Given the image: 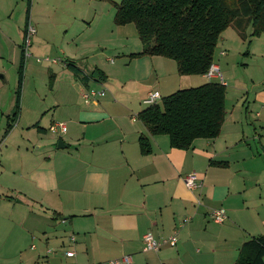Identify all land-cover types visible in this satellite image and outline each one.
<instances>
[{
  "label": "crops",
  "instance_id": "obj_1",
  "mask_svg": "<svg viewBox=\"0 0 264 264\" xmlns=\"http://www.w3.org/2000/svg\"><path fill=\"white\" fill-rule=\"evenodd\" d=\"M0 2L2 8L5 1ZM4 8V13L0 11L1 105L9 70L20 64L28 24L44 33L55 27L30 5L24 23L13 30L12 13L7 12V4ZM228 28L220 37L222 43L233 37ZM117 29L128 34V46L133 44L126 49L128 55L142 50L136 26L129 23ZM247 30L251 32V27ZM251 38L246 49L242 40L239 50L243 51L238 55L251 82L242 94L243 102L227 101L226 96L220 135L198 138L187 150L172 147L167 135H152L139 113L149 106L144 103L149 91L157 90L164 97L209 82L204 74H180L176 61L167 57H131L124 52L128 60L123 58L122 64L110 60L116 77L99 67L86 74L74 71L78 81L72 85L77 90L60 87L56 93L54 73L49 88L52 98L39 100L52 114L37 122L46 120L48 128L56 121L68 123L67 131L58 136L64 146L53 148L51 143L44 154L28 157L20 145L0 153V219L12 223L7 240L0 242V264H25V255L27 264L44 256L54 259L60 247L75 251V256L67 258L86 257L83 264H109L123 255L132 256L131 264H234L247 239L264 235V33ZM64 48L65 59L75 64L74 47L72 52ZM215 64L221 71L220 64ZM65 66L72 72L66 62ZM108 80L110 93L96 103H82L83 90L97 89L91 87L96 81H103L104 89ZM14 85L17 89V78ZM24 90L25 86L20 94L22 110ZM34 94L40 97L38 91ZM37 118L26 120L22 112L15 123L34 125L31 122ZM141 136L148 138L149 153L141 152ZM18 158L21 165L16 163ZM189 173L200 178L201 186L195 190L182 180ZM25 176V186L11 183L12 178ZM215 208L226 210L221 224L211 217ZM17 226L23 234L12 232ZM149 231L157 239L177 231L178 241L145 252L143 235ZM59 239L60 247L53 246Z\"/></svg>",
  "mask_w": 264,
  "mask_h": 264
},
{
  "label": "rangeland",
  "instance_id": "obj_2",
  "mask_svg": "<svg viewBox=\"0 0 264 264\" xmlns=\"http://www.w3.org/2000/svg\"><path fill=\"white\" fill-rule=\"evenodd\" d=\"M4 1L5 2L1 4L2 8H0V11L1 13H4L3 11H6L3 10L5 9L4 4L8 5L7 9L9 10H7V12L10 11L12 13L11 19L13 30H17V28L19 26L21 27V25L24 23L25 15L27 14V6L30 2L31 7L33 6L35 14L42 15L44 20L45 17H47V20L53 22L55 25L52 32L49 33V31H46L44 33L41 28L39 29L33 24L38 32L31 37V45L29 47V50L32 53V56L27 58L25 62V66H28V71L26 74L25 68L24 80L22 84L23 87L21 88L22 91L25 86V102L24 109L22 110L20 98L19 114L23 112L24 118L26 120H30L35 115H38L37 120H33L31 122L34 123V125H27L24 123V121L21 122V124L18 123L16 125V123L12 121V119H14L15 117V114L18 112L17 89H15L14 87V81L17 78V67L10 68L8 73V80L7 82H5L4 88L1 91V99L3 104H0V153L2 151L4 152V150L7 149L8 151H15L18 145H20L22 153L26 152L27 157L28 155L36 153L42 155L47 150H49L51 143L53 148H57L60 141V138H58V136L62 133L51 132L47 126L48 123H46V120H44L40 124L37 122L38 119H40V117H42L43 115H46V119H48L52 114V112H49L48 110H46L47 108L40 104L39 100L45 99L49 101V98H52V95L49 92V88L53 85L56 74V93L60 89V87H72L75 90L78 89V87L76 88L72 85L75 81H78V78H75L73 75L74 71L72 70V72H68L66 69L65 56H68V52L64 51L65 48L63 49V46L66 47V49H69L71 52L74 47L77 53L76 55L78 57L77 60H75L74 65L81 72L84 71L86 74V71L90 72L91 69L93 70L99 67V69L105 71L106 73H111L113 77H116L115 74L112 73L115 72L112 69H115V67L111 66L110 60L115 61V63L117 64H122L123 58H125V60H128V57L126 55H123L122 53H127L126 49L128 50V48L132 47L133 44H130V46H128V39L125 38L128 37V34H125V32H118L117 27L120 25H116L115 22H113L112 17H114L115 15L114 2H120L121 0ZM132 24L133 26H135L134 23ZM226 32H233V37L227 38V44L225 42L222 43L221 38L224 37V32L222 33V36L218 41L214 53V62H218L221 66V73L224 77L227 87V101L232 102L234 100V102H236V99L238 98L240 99L239 102L242 103L244 100L241 98L243 96L242 94H244L245 91L250 88L251 82L248 80L249 76L243 73V65L238 55L242 54L241 52L243 51L239 50L242 47V40L246 41V44L243 48L246 49L249 47L250 40L252 38L249 35L250 32H248V30H245V35L241 36L238 31H236V29L232 26L229 27ZM71 39H74L77 47L75 46V43L71 44ZM66 40H68V42ZM223 47H226V49H224ZM62 49L63 52H61ZM221 50L225 52V55H220ZM128 56L131 55L129 54ZM37 58H41V60L37 61ZM68 68L69 70L72 69L70 67ZM1 75L2 73H0V76ZM213 81L219 82L218 79H214ZM100 82L103 81H96L92 84L93 86L91 87H96L97 89L100 88L99 90H101L104 85L102 83L100 84ZM110 84L112 83H110V81L108 80V84H106V88H104L106 90V93H110L108 92V90L110 89ZM91 87L89 86V88ZM35 91H38L40 97H38L37 95L35 96ZM13 97L14 104L12 103ZM82 100V103H85L83 98ZM8 122L10 124L13 123V126L10 129H8ZM19 157L21 158L22 156ZM20 158L16 160V163L21 165V160H19ZM11 183H16V185L18 186H25L27 184L26 176L16 177L15 179L12 178ZM15 191L17 190H14V192ZM8 196L10 197V195ZM12 196L15 197L16 194H12ZM16 200H19V198H16ZM11 226L12 223H10L8 220L0 219V236L2 237L0 242H5L7 240L5 239V236L7 235V233H9V231H11ZM12 230L13 233L16 232L17 234H23V229L21 227L17 226ZM65 237H63V240L65 241V243H67V233ZM40 238L42 239L44 246V237L40 236ZM60 239L56 243H52V245L60 247ZM55 241L56 239L53 242ZM26 243L27 241L24 244ZM60 249L61 250L57 251L54 259L51 258L49 260L46 256H44L37 260L35 259L36 262L34 261L35 263L33 262V264L86 263V257L82 258L83 261L82 259H78L75 257L67 258V247H65L64 249L60 247ZM52 250L53 247L51 251ZM36 254L38 253L36 252ZM26 257L27 255H25L24 257L25 264H27L28 262V260H26Z\"/></svg>",
  "mask_w": 264,
  "mask_h": 264
},
{
  "label": "trees",
  "instance_id": "obj_3",
  "mask_svg": "<svg viewBox=\"0 0 264 264\" xmlns=\"http://www.w3.org/2000/svg\"><path fill=\"white\" fill-rule=\"evenodd\" d=\"M114 7L115 24L134 23L142 42V50L131 57H167L175 60L178 72L185 75L208 71L221 34L229 26L241 36L248 27L251 37L264 33V0H121L114 2ZM29 9L30 3L27 14ZM25 60L22 49L14 122L19 114ZM65 62L77 70L72 61ZM226 96L225 84L209 81L164 96L139 116L152 135H167L172 147L187 150L198 138L214 139L220 135L226 118ZM12 126L8 122V129ZM140 148L144 154L150 152L148 138L140 137ZM234 264H264V235L247 239Z\"/></svg>",
  "mask_w": 264,
  "mask_h": 264
},
{
  "label": "built area",
  "instance_id": "obj_4",
  "mask_svg": "<svg viewBox=\"0 0 264 264\" xmlns=\"http://www.w3.org/2000/svg\"><path fill=\"white\" fill-rule=\"evenodd\" d=\"M36 33V29L33 25L28 24L24 36V41L22 45V49L24 52L25 58H29L32 54L29 50L31 45V37ZM224 54V52H221ZM41 58H37V61H40ZM208 80L218 79L220 83L225 84L224 77L220 71V68L217 64L212 63L208 71L204 74ZM106 94L104 89H90L82 91V98L86 104L96 103L99 99ZM161 94L157 90L149 91L144 99V103L148 105H152L161 100ZM49 130L54 133H65L67 131V124L65 122H54L50 125ZM186 187L190 190H195L196 188L201 186L200 178L196 173H189L182 178ZM212 219L221 224L227 218V213L224 208H215L211 213ZM185 222L189 221V218L184 220ZM71 240L74 241V237H71ZM178 241V233L174 231L173 234L167 236L166 238L157 239L152 232H146L143 235V251H158L163 245H176ZM66 256L73 257L75 256V251L67 250ZM132 256L131 255H123L119 258L113 259L109 262V264H131Z\"/></svg>",
  "mask_w": 264,
  "mask_h": 264
},
{
  "label": "water",
  "instance_id": "obj_5",
  "mask_svg": "<svg viewBox=\"0 0 264 264\" xmlns=\"http://www.w3.org/2000/svg\"><path fill=\"white\" fill-rule=\"evenodd\" d=\"M64 144L62 142H59L58 147H62Z\"/></svg>",
  "mask_w": 264,
  "mask_h": 264
}]
</instances>
